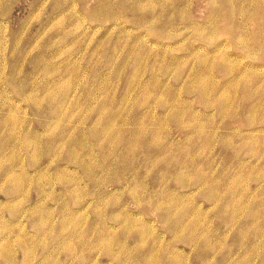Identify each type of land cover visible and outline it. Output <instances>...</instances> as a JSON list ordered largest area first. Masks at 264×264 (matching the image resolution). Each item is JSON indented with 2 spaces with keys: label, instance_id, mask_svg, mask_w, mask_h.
Wrapping results in <instances>:
<instances>
[{
  "label": "rangeland",
  "instance_id": "rangeland-1",
  "mask_svg": "<svg viewBox=\"0 0 264 264\" xmlns=\"http://www.w3.org/2000/svg\"><path fill=\"white\" fill-rule=\"evenodd\" d=\"M0 264H264V0H0Z\"/></svg>",
  "mask_w": 264,
  "mask_h": 264
},
{
  "label": "bare ground",
  "instance_id": "bare-ground-1",
  "mask_svg": "<svg viewBox=\"0 0 264 264\" xmlns=\"http://www.w3.org/2000/svg\"><path fill=\"white\" fill-rule=\"evenodd\" d=\"M122 5V4H121Z\"/></svg>",
  "mask_w": 264,
  "mask_h": 264
}]
</instances>
